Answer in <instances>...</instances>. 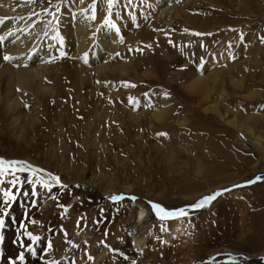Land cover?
<instances>
[{
	"label": "bare ground",
	"instance_id": "obj_1",
	"mask_svg": "<svg viewBox=\"0 0 264 264\" xmlns=\"http://www.w3.org/2000/svg\"><path fill=\"white\" fill-rule=\"evenodd\" d=\"M110 1L112 0H109V3ZM101 2L102 0H33L32 2L29 0H0V21H3V23H0V134H2V132L5 133L6 129H9L10 133L16 130V132H13V136L16 137V140L26 142V137L30 136L29 138L31 141L29 145H31L32 142L34 143L33 137H40L43 135V125L50 126L49 129L52 132H55L57 128L59 130L63 129L64 125H62L63 123H60V117L64 110H58L57 108L59 105L55 107L54 103L59 101L61 96L65 94V91L62 90L59 85L62 83V77L71 79V91L79 92L84 90L86 101L84 107L81 108V113H83L87 122L90 120L100 125H104L105 123L108 124L111 121L115 123L118 116L123 114L127 117V122H131V126H135L136 128L145 127V125L148 124V129H151L161 126L167 121L171 122L175 120H181L186 123L185 121H187V119L185 116L181 119L178 116V119L177 117H172V113L175 111L176 106L174 103L172 104V100L169 98L167 99L166 94H162L163 96L156 106L154 105V101V104H152L149 98L147 99L143 96L145 98L146 106L141 109L140 112L139 110L135 112L134 109H132L136 101L132 105L129 104L130 98L135 96L142 87L137 89L128 85L126 83L128 78L134 76L135 79L138 78V80H149V82H151L149 83L150 86L161 85L166 78L169 86L175 85L187 95L186 101L192 104L195 109H200L205 115H213L224 125L233 129L236 137L238 135L242 137L240 140L238 139V147L236 144L232 148L236 151H248L251 153L250 157H240L239 159L237 158L236 161H229V163H231L232 166H238L239 163L240 165L242 164V166L244 164L248 170L250 169V171L263 174L264 176V165L260 164H264V112L260 115L252 110L254 109L252 108L247 112V115L240 113V115L233 114L230 110L229 103L231 95L238 106H240L241 102L247 101L248 103L251 102L250 100H257V98L262 97L259 94L261 93V90L259 91L258 89H255L251 86V83L252 79L254 82L256 81L259 83L260 80L264 78V33H261V30L264 29V0H135L134 2H131L134 5L132 10L130 8L131 12L129 9L123 11L121 8L124 7H120L118 2L110 5L113 6L112 8L105 9L102 8ZM126 4L128 3H124L125 6H127ZM36 9L38 10L37 12H35ZM206 14L208 16H203ZM212 15L214 16L212 17ZM112 16H119L123 23L120 24L114 19V21L116 20L118 23L117 25L116 23L114 24V22L108 20L110 17L112 18ZM239 16L245 18L236 20ZM45 20H48L49 27H47L51 29L46 28V30H41L39 28ZM226 20L229 21V23L226 22L227 24L236 27L235 30L245 27L246 31L249 29V32L252 33L245 43L241 41V43L245 45L244 47H242L241 43H238V56L232 64L224 66L226 65L224 60H228L227 58H222L220 62L215 56L213 57L210 55L208 59L209 61L207 60L202 64L201 59H193L194 56H191L192 52L189 49V46L183 49L182 55L173 51L169 52L171 48H168V46L173 42L174 29L177 28V31L189 29L188 31L191 30L195 33H201L202 35L199 36L202 37L208 33L217 34L218 27L224 25ZM133 26L138 28L139 31L133 30ZM232 29L233 28H231V30ZM119 30L120 33L118 32ZM139 40L151 44L158 43V45L162 47L163 52L161 54L163 59L161 60L158 56L160 60L155 58V60L146 64L142 62L141 57L137 60L129 55L126 57L121 55L119 58L114 56L115 52H118L123 48L122 42L126 41V43H132ZM167 40L169 41L167 42ZM176 40H179L180 44H184V41H181V39ZM235 49L236 45L232 50L235 51ZM5 56L9 57V59L5 60ZM228 57L231 59L232 56ZM223 62L224 64H222ZM254 73H259L261 77H256ZM223 74L226 75L227 80H223ZM247 75H251L252 79L248 78L249 76ZM115 81H121V86H117ZM254 85L258 86L256 84ZM101 95L106 99L104 102L99 100ZM52 102L54 103V107L51 106L53 104ZM68 103L70 104V102ZM145 109L147 111H145ZM57 111H59V113ZM192 116L194 117V114H192ZM213 116L212 118H214ZM74 122L75 119L72 117V114H70L64 124L70 125ZM66 128L68 131L69 127L66 126ZM103 129L104 130H101V128L96 126V129L94 128L91 133L95 134L98 132L102 134L103 137L114 134L113 130H108V127H104ZM121 132L123 134L125 133L122 129ZM121 132L119 134H121ZM147 132L148 131L145 133ZM77 133L80 132H78L76 128L75 134ZM148 133L152 132L150 131ZM3 135L5 136V134ZM130 136L133 137L137 146L142 149L143 143H141L142 145H138V142L143 135L141 136L140 133H136L135 128L133 127V132L131 131ZM91 139L94 142L95 138ZM100 139L102 140V138ZM52 140L55 141L54 137ZM103 140H105V138H103ZM245 140L247 143H245ZM122 141L124 142L123 139ZM160 143L162 144L163 150L167 148L168 143H165L164 140H162V142L160 141ZM220 144L219 147L221 146ZM227 145L229 146V143L224 140L223 146L220 147V149L215 147H212L211 149L215 155H222L226 160H232L233 153L229 149L231 146L227 148ZM27 147L28 146H26V148ZM30 147L28 148L30 149ZM3 148L2 142L0 141V150H5ZM153 148V150L157 152L162 153L163 151L158 150L161 148L157 146V144L154 145ZM50 149L55 153L56 150H54L53 144L50 145ZM27 150L28 149H26L22 155L18 156L19 158L24 157L27 164L33 168H36L39 158L41 157H44L46 162H50V158H46L44 153H38V150L33 151L34 154L32 155H34V157L32 158L30 152ZM62 150L61 154H57V158L59 157V159L66 162L69 161L66 156L63 157L65 154L67 155V153L64 151V148H62ZM210 155H207L208 158H211ZM175 156L176 153L171 149H169L167 156H165L164 162H166L171 169ZM83 157H85V159L87 158L86 156ZM105 157L104 160L106 161ZM193 158L196 157L193 156ZM96 159H98V157ZM119 160L120 159H117L115 161L122 165V162L124 161L120 160L119 162ZM97 162H99V160ZM192 164L194 175L197 176L202 172L204 173V168L207 169L210 165L208 163L202 164V161L198 159H193ZM55 166L58 169L56 164ZM69 169L71 173H68V175L74 177L75 175L72 174L73 169ZM209 172L207 173L208 176L210 175ZM109 173L112 176L114 175V172ZM45 174L51 178L56 177L47 172ZM143 175L145 174L143 173ZM78 178V185L84 193H99L101 195H99L100 197H103L104 200L107 198L108 200V196H110L109 192L114 191L111 186L109 189L102 187L103 183L108 178H104L102 172L98 173L96 176L92 173L88 174V176L79 175ZM59 179L58 181L54 180L57 186H59ZM234 179H236V177ZM262 179H264V177ZM220 182L225 185L229 182V179L225 178ZM112 183L113 185H116L117 180H112ZM68 184V187H71L76 183L71 184L70 182ZM132 186H128L126 191L132 190ZM23 187H25V180L20 184L18 182H15L14 184L12 183L8 190L11 192L18 191ZM139 190H142L143 194H141L142 191H140L141 196L137 197V200H135L133 210L129 215L126 214V217L123 219V224H121L123 229L121 226L119 227L122 233L118 232L122 239L127 237L131 239V241L127 239V242L132 245V248L137 251V254L138 252H141L140 250L143 251L142 246L148 244V241L151 240V225L152 222L157 219L154 217L156 211L152 208V203H149V198H151L152 195H149L144 189L140 188ZM114 192H116V190ZM205 194L206 191L202 192L201 190V192H198L193 199H198L199 201ZM142 196H144V198ZM160 196L162 195H155V197ZM145 197L149 200L145 199ZM10 199L7 204H3L4 199L0 200V218L4 217L5 211H11V213H14L15 215L13 221H8L5 224L7 225L5 227L6 234H3H5V245L8 249L5 247L7 251L4 255L6 254V256L11 258L15 256L17 251H22L23 246L25 245V248L27 249L35 248L36 256V259L34 260H32L31 257L30 259L28 258L25 264H49L48 261L53 262L51 260L54 258L64 256L67 253L65 251L66 249L64 252L52 256L51 249L43 247V244H41L40 241L39 245L38 243L32 244L24 241L22 234L29 237L28 233H31L34 236L43 225H41V223L42 220H45L43 218L44 215L36 209H33V207H29L30 202L28 201L21 200V204L18 203V206L11 208L13 200ZM40 200L46 205L50 203L49 198L47 199L46 196H43ZM82 200L80 201L81 204L83 203ZM102 204H104V202ZM75 207L78 208V205L76 204ZM75 207L72 208L73 211ZM28 210L29 212L25 218L24 213ZM168 217L171 218V220H169V224H167L168 232L166 233V243L174 244L173 241L185 239V232L187 230L185 231L184 229V219H179L177 218L178 216ZM172 217L175 218L172 219ZM5 218L6 216L4 219ZM257 218L260 220L262 226H264V210L259 213ZM80 227L85 228L86 226ZM117 229L118 227L116 230ZM208 232L206 233L207 235ZM83 236L84 231H79V237L76 242L80 243ZM47 238L48 237H46V239ZM56 239H54V241ZM256 239H258V237ZM188 241L190 243L192 240ZM194 241L196 240L193 239L192 242ZM61 242L62 241L59 243L60 245ZM63 242L62 244H64ZM250 243L252 244V247L246 248L250 255L247 254L246 258L249 262H254L253 264H262L264 261V244L257 247L252 243V240ZM47 244L49 243L47 242ZM66 244H69V242H66ZM191 244L189 246H191ZM232 244H221L219 246L214 244L213 246L217 247L214 250H208L209 252L206 253V255L208 254L206 258L214 256V262H220L226 256L234 257L230 254L235 251ZM132 248L130 247V255H132V258L135 260L139 258L137 256L140 254L137 255L136 252L131 250ZM189 248L192 249V247ZM99 251L97 258L92 257V264H96L97 260H102L106 256L105 249ZM193 252L195 253L196 250ZM198 252H196V255ZM142 254L140 255L139 262L145 264L146 262L143 261L144 257ZM208 262L212 261L209 259ZM78 264H84V261L80 260Z\"/></svg>",
	"mask_w": 264,
	"mask_h": 264
},
{
	"label": "rangeland",
	"instance_id": "obj_2",
	"mask_svg": "<svg viewBox=\"0 0 264 264\" xmlns=\"http://www.w3.org/2000/svg\"><path fill=\"white\" fill-rule=\"evenodd\" d=\"M29 1L32 2L33 0ZM112 1H110V4L109 0H102V8H112L113 6L110 5L115 4L117 2L120 7H124L121 8L123 11L125 9H129V11L131 12V10L134 8L133 3L131 2H134L135 0ZM124 3H128L126 4L127 6H125ZM37 11L38 10L36 9L35 12ZM203 16L208 15L206 14ZM213 16L214 15H212V17ZM117 17L112 16V18L110 17V19L108 20H111L112 22H114V24L116 23V25L118 24L117 22H119L120 24L123 23L122 20H120L121 18H119V16ZM244 18L245 17L243 16H239V18L236 20ZM114 19H116L117 22L116 20L114 21ZM226 22L229 23V21L226 20L224 25L218 27L217 34L208 33L207 35L209 36L204 35L202 37L195 35V32L191 30L188 31L189 29H184L181 31H177V28L174 29L173 42L170 46H168V48H171L169 52L173 51L177 54L182 55L183 49L189 46V49L192 52L191 56H194L193 59H201L202 64L209 59V55L213 57L215 56L219 61L222 60V58H227L228 60H224L226 64L224 66L232 64L238 56V43H241V41L245 43L248 40L250 34L252 33L249 32L248 27V31L245 30V27L235 30L236 27L230 26V24H227ZM41 25L42 26L39 27L41 30H46V28L51 29L48 28V20L42 22ZM231 28L233 29L231 30ZM132 29L139 31V29L135 26H133ZM118 32L120 33V30ZM261 33H264V29L261 30ZM176 39H181V41H184V44H180V41ZM168 41L169 40H167V42ZM122 45L123 48L120 51L114 53L115 57L119 58L121 55L124 57L129 55L132 56V58H136L137 60L141 57L142 62L146 64L155 60V58H158V60L163 59L161 54L163 52L162 47H160L158 43L151 44L139 40L134 41L132 43H126V41H124L122 42ZM235 45L236 49L235 51H233L232 49L235 48ZM241 45L242 47L245 46L243 45V43H241ZM225 54L227 57L225 56ZM158 56L160 57V59ZM228 56H232L231 59ZM222 64H224V62ZM224 75L225 74H223V80H227L226 75ZM254 75L256 77H261L259 73H254ZM247 76H249L248 78L252 79L251 75ZM262 80H260V82L258 83L256 81L254 82V80L252 79L251 83V86H253L255 89H258L259 91L261 90V93H259L262 96L261 98H257V100H250L251 102L248 103L247 101L241 102L240 106H238L236 105L235 99L232 97V95L230 96V110L233 114L240 113L243 115H247V112L252 108H254L252 110H254L257 114L261 115L264 112V80ZM61 82L62 83H60L59 85L62 90L65 91V94L63 95L64 97L61 96L60 100L54 103L55 107L59 105L57 108L58 110H64L61 113V117H63H60V123H63L62 125H64L63 129L59 130L57 128L55 132H52L49 129L50 126L43 125V135L40 137H33L34 143L32 142L31 145H29L31 141V139L29 138L30 136L26 137V142L16 140V137L13 136V132H16V130L10 133L9 129H6L5 133L2 132V134H0V139L2 138L0 140L2 142V148L5 146L3 148L5 150H0V160L4 161V164L0 166V200L4 199L5 201L6 199H10L4 197V192L8 191L15 196L11 208L18 206V203H20L21 200L28 201L30 202L29 207H33V209H36L44 215L43 218L45 220H42L41 223V225H43L34 236H39L41 238L39 241L41 244H43V247L45 248H48L47 242L52 243V247L49 248L51 249V253L53 254L52 256H56L57 254L64 252L65 249V251L67 252L64 256L57 257L51 260L53 262L48 261L49 264H78L80 260H83L84 264H92V257H98L99 248L100 251L104 249L106 250V256L102 260H97L96 264H141L139 261L141 257L140 255L142 253V256L144 257H142L143 261L146 262L145 264L254 263L249 262L246 258L247 254L250 255L246 248L252 247V244L250 243L251 240L252 243L257 247L264 244V226H262L260 220L257 218L259 213L264 210V179H262L264 176L263 174L254 173L250 171V169L248 170V168L244 164L243 166L242 164L240 165V163L238 166H232L231 163H229V161H236L237 158L239 159L240 157H250L251 153H249L248 151H236L232 148L236 144V146L238 147V141L240 140V138H242L241 136L238 135L236 137L234 135L235 131L233 129L224 125L213 115H205L203 114V112H201L200 109H195L192 104L186 101L187 95L184 94L179 89V87L177 88V86L175 85L169 86L166 78L161 85L153 86H150L149 83L151 82H149V80H138V78L135 79L134 76H131L126 80V83L134 88L140 89L142 87L140 91L136 93L135 96L131 97L129 100L130 105L134 104L136 101L135 105L132 107L135 112H137L138 110L140 112V110L146 106L144 97H146L147 99L149 98L150 102L152 104L155 103L154 105L156 106L162 96L166 94L167 99L169 98L170 100H172V104L174 103L176 106L175 111L172 113V117L178 116L181 119L183 116H185V118L187 119V121H185L186 123L181 120H175L171 122L167 121L161 126L154 127L151 129H148V124H146L145 127L137 128L135 126H131V122H127V117L123 114L118 116L117 121L115 123L113 121H107L109 122L108 124L105 123L104 125H100L90 120L89 122H87L83 116V113H81V108L84 107V103L86 101V98L84 97V90L79 92L71 91L72 81L69 78L67 79V77H62ZM115 82L117 86H121L122 84L121 81ZM254 84L258 86H255ZM99 100L104 102L106 99L101 95V98H99ZM68 102H70V104ZM54 103L51 105L52 107H54ZM68 108L71 109L69 110ZM145 111L147 110L145 109ZM57 112L59 113V111ZM70 114H72V117L75 119V122L71 123L70 125H65L64 123L68 119ZM192 114H194V117L192 116ZM212 116L214 118H212ZM66 126L69 127L68 131L66 130ZM96 126H98V128H101V130H104V127H108V130H113L114 134L106 135V137H103L102 134L97 132L95 133V135L91 132L94 130V128L96 129ZM133 127L135 128L136 133H140L141 136L143 135L141 140L138 142V145H142L141 143H143L142 149L137 146L135 140H133V137L130 136L131 131L133 132ZM76 128L77 131L80 133L75 134ZM121 129L125 132L124 134L121 132ZM119 130L121 134H119ZM146 131H151L152 133H145ZM61 132L63 133V135ZM3 134H5V136ZM53 137L55 141L52 140ZM91 138H95L94 142ZM100 138H102V140ZM103 138H105V140H103ZM122 139L124 140V142L122 141ZM162 140H164L165 143H168L167 148H165L164 150L162 148V144L160 143V141L162 142ZM224 140L229 143V146L227 145V148L231 146V148L233 149L232 150L231 148H229L230 151L233 153L232 160H226V158L222 155H215L211 149L212 147L220 149V147L223 146ZM118 141H120L121 144ZM245 143H247L246 140ZM52 144L54 150H56V154L50 149V145ZM156 144L161 148L158 150H163L162 153L153 150V146ZM219 144L221 145L220 147ZM26 146L31 147L29 149L28 147L26 148ZM169 146L172 147L170 148ZM62 148H64V151L67 153V155L65 154L63 157L66 156L68 158V163L64 160L59 159V157L57 158V154H61ZM168 148L176 153L172 169L171 167H169V165L166 164V162H164L165 156H167V153L169 151ZM24 149H28L27 151L30 152L32 158L34 157V155H32L34 154L33 151L38 150V153H44L46 158H50V162H46L44 160V157H41L39 158V162L37 163L36 168H33L32 166L27 164V161L24 157L19 158L18 156L22 155L25 152ZM207 155H210L211 158H208ZM83 156H86L87 158L85 159V157ZM96 156L98 157V159H96ZM193 156H195L196 158H193ZM104 157L106 161L104 160ZM78 159H80L81 161ZM117 159L124 161L122 162V165L116 163L115 160ZM193 159L201 160L202 164H210V169L204 168V173L202 172L199 176L194 175L192 164ZM95 160H99V162ZM11 161H17L22 163L25 166L24 171H18V168L20 166L19 163L10 168L9 162ZM53 163L58 166V169ZM260 164L264 165L263 163ZM69 168L73 169L72 174L75 175L74 177L68 175V173H71ZM99 171L102 172L104 178L108 177L105 180L106 183L104 182L102 187L108 189L112 187L114 191L116 190V192H109L110 196H122L124 197L123 199L114 201L111 199L110 196H108L109 199L107 200L106 198L104 200L103 197H100L101 195L99 193H84L82 191V189L78 185V176H88V174L90 173H92L93 175L95 174L96 176L98 175V173H100ZM46 172L60 178L59 186L56 185L55 181L50 176L45 174ZM109 172H114V175H110ZM208 172L210 174L209 176H213L209 177L207 174ZM143 173L145 175H143ZM257 176L261 177V180L257 181L256 183H249V181L254 180ZM235 177L237 180L234 179ZM29 178H31V180L33 181L32 183L27 182ZM225 178L229 179V184L226 183L224 185L222 184V182H220L223 181V179ZM24 180L25 187L22 188L23 190L21 189L12 192L8 190L9 186H11L13 181L18 182L20 184ZM112 180H117V184L113 185ZM70 182L71 184H76L72 185L71 187H68V183ZM231 182L234 183L232 184ZM61 183H63L64 185ZM237 185H239V187H236ZM128 186H132V190L126 191V188ZM140 188L144 189L149 195H152L151 198H149V203L159 204L167 211H177L181 208H185L189 211V213H191L190 215H178V217L176 216L179 219H184V223L186 225V227L184 225V229L185 231L187 230L185 232L186 238L181 239L179 241H173L174 244H169L166 243V233L168 232L167 224H169V220H171V218L166 216L161 219V217L159 215H156L157 213L155 212L154 217H156L157 219L152 222L153 226L151 225V240L148 241V244L142 246L143 251L140 250L141 252H138V254L140 255L137 256L139 258L134 260L132 258V255H130V247L132 248V245L128 244L127 242V239L129 241H131V239L128 237L122 239L121 235L119 236V233H122L119 227L121 226V224H123V219L126 217V214L129 215L130 212L133 210L134 202L135 200H137V197L143 194V191L139 190ZM201 190L202 192L206 191V194L203 197L212 195L217 192H221V195H218L215 200L208 202L205 206L199 209L189 208V206L195 204L198 201V199L194 200L193 198L196 196V194H198V192H201ZM140 191H142V193ZM158 194H161L162 196L155 197V195ZM43 196H46L47 199L49 198V204L46 205L42 202V200H40ZM133 196L136 197L135 200L130 199V197ZM142 197L144 198V196ZM80 199H83L82 202L84 204H81ZM145 199L149 200L147 197H145ZM4 201L3 204H5ZM102 201L104 202V204H102ZM76 204L78 205V208L75 207ZM73 207H75L74 211L72 210ZM28 212L29 210L27 212L25 211V218L27 217ZM8 213L9 216L7 215L5 219V216L2 217L5 220V224L8 221L14 220V213L12 214L11 211H9ZM173 218L175 217H172V219ZM6 226L7 225H5V227ZM80 226L86 227L83 228ZM5 227L0 229V236L3 237V239L0 240V264H12L13 261H15V264H25L27 262V259H30V257L32 260L36 259L34 250L35 248H33L34 252L32 253L29 251V249L25 248V245L23 246V249L25 248L24 250L22 249V251L20 252L17 251L15 256L11 258L6 256V254L4 255V253L8 249L5 245L6 238H4L6 234ZM117 227L118 229L116 230ZM79 231H84V236H86H83L80 243L76 242L77 238L79 237ZM207 232L209 236L206 234ZM22 236L24 241L32 244L38 243L39 245V241L33 242L29 237H26L23 234ZM46 237L48 238L46 239ZM257 237L258 239H256ZM54 239L56 240L54 241ZM187 239L192 241L194 239L196 241H194L195 243L192 241L189 243ZM59 240L62 242L64 241V244H62L61 242L62 246L59 244ZM66 242H69V244H66ZM213 243L217 244V246L221 244L227 245L233 243L232 245L234 246L235 251L231 252L230 254L234 257L226 256L220 262H214V256L206 258L208 255H206V253H208L210 250H214L217 247L213 246ZM190 244L191 246H189ZM187 246L192 247V249ZM131 250L136 252L137 254V251H135L133 248ZM192 250H196V252L199 251V254L197 253L196 255V252L194 253ZM20 254L24 255L23 262L19 260ZM209 259L212 262H208ZM263 262L262 264H264Z\"/></svg>",
	"mask_w": 264,
	"mask_h": 264
},
{
	"label": "snow or ice",
	"instance_id": "obj_3",
	"mask_svg": "<svg viewBox=\"0 0 264 264\" xmlns=\"http://www.w3.org/2000/svg\"><path fill=\"white\" fill-rule=\"evenodd\" d=\"M0 23H3V21H0ZM195 35L199 36V35H202V34L201 33H195ZM4 59L7 60V59H9V57L5 56ZM18 163L20 164V166L18 168V171L23 172L25 166L22 163H20V162L11 161V162H9V167L11 168L12 166L17 165ZM3 164H4V161L0 160V166H2ZM52 179L58 181L59 178L58 177H52ZM259 180H261V177L257 176L254 180L249 181V183H256ZM27 182L28 183H32L33 181L31 180V178H29ZM14 183H15V181H13V184ZM218 195H221V192H217V193H214L212 195L205 196V197L201 198L199 201H197L195 204L189 206V208L199 209V208L205 206L208 202H210L212 200H215ZM4 197L11 198L12 200L15 199V196L12 195L8 191L4 192ZM123 198L124 197H122V196H113V197H111V199L114 200V201L115 200H119V199H123ZM130 199L135 200L136 197L133 196V197H130ZM4 203L7 204L8 200L6 199L4 201ZM152 208L156 211L157 215H159L161 217V219H163L166 216H178V215L179 216H185V215H190L189 211L187 209H185V208H181V209H179L177 211H167L162 206H160L159 204H152ZM7 215H9V213L5 211L4 212V216H7ZM4 227H5V220L3 218H0V229H2ZM28 236L33 242L39 241L41 239L39 236H33L31 233H28ZM2 239H3V237L0 236V240H2ZM47 247L51 248L52 247L51 243H49L47 245ZM29 251L33 252L34 250L30 248ZM19 260L21 262L24 261V255L23 254H20ZM12 264H15V261H13Z\"/></svg>",
	"mask_w": 264,
	"mask_h": 264
},
{
	"label": "water",
	"instance_id": "obj_4",
	"mask_svg": "<svg viewBox=\"0 0 264 264\" xmlns=\"http://www.w3.org/2000/svg\"><path fill=\"white\" fill-rule=\"evenodd\" d=\"M236 187H239V185H237Z\"/></svg>",
	"mask_w": 264,
	"mask_h": 264
}]
</instances>
